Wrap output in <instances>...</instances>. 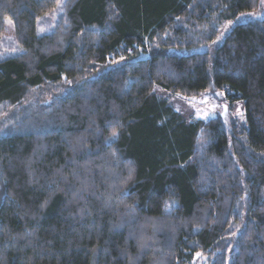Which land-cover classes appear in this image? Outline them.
Masks as SVG:
<instances>
[{
  "label": "trees",
  "instance_id": "16d2710c",
  "mask_svg": "<svg viewBox=\"0 0 264 264\" xmlns=\"http://www.w3.org/2000/svg\"><path fill=\"white\" fill-rule=\"evenodd\" d=\"M0 0V264H264L259 0ZM183 49L176 52L169 49ZM224 89L246 124L154 91ZM116 133V135H113Z\"/></svg>",
  "mask_w": 264,
  "mask_h": 264
},
{
  "label": "rangeland",
  "instance_id": "374dc122",
  "mask_svg": "<svg viewBox=\"0 0 264 264\" xmlns=\"http://www.w3.org/2000/svg\"><path fill=\"white\" fill-rule=\"evenodd\" d=\"M63 15V0H58L49 12L37 18L36 32L38 34L52 32L56 23L60 21ZM262 16H264V0H259L257 9L239 12L235 17L221 26L217 36L211 42L195 49L212 52L213 47L221 41L224 33L234 24ZM4 25L5 32L0 37V57L7 54L19 53L23 50L16 38H14L12 22L8 17L5 18ZM169 50L176 52L185 51L176 48ZM154 91L159 98L164 99L170 104L186 121L221 116L226 125L235 123L238 126H244L246 124L242 100H230L225 94L224 89L210 88L195 95L174 93L158 86L154 87ZM194 264H209V259L205 255L199 254L195 256Z\"/></svg>",
  "mask_w": 264,
  "mask_h": 264
},
{
  "label": "snow or ice",
  "instance_id": "6c2138e0",
  "mask_svg": "<svg viewBox=\"0 0 264 264\" xmlns=\"http://www.w3.org/2000/svg\"><path fill=\"white\" fill-rule=\"evenodd\" d=\"M113 135H116V133H113Z\"/></svg>",
  "mask_w": 264,
  "mask_h": 264
}]
</instances>
